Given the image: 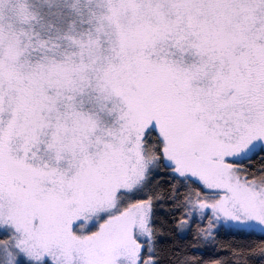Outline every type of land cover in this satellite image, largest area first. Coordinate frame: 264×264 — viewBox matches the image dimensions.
<instances>
[{"label":"snow or ice","instance_id":"snow-or-ice-1","mask_svg":"<svg viewBox=\"0 0 264 264\" xmlns=\"http://www.w3.org/2000/svg\"><path fill=\"white\" fill-rule=\"evenodd\" d=\"M0 264H264V0H0Z\"/></svg>","mask_w":264,"mask_h":264}]
</instances>
